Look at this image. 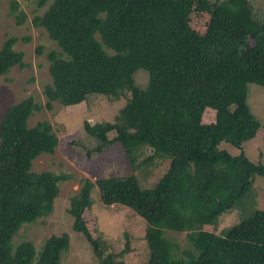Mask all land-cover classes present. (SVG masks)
Masks as SVG:
<instances>
[{
  "label": "trees",
  "instance_id": "1",
  "mask_svg": "<svg viewBox=\"0 0 264 264\" xmlns=\"http://www.w3.org/2000/svg\"><path fill=\"white\" fill-rule=\"evenodd\" d=\"M35 3L44 9L31 23L43 28L57 48L46 54V102L28 95L9 105L0 119V264H61L69 246L65 232L47 237L38 251L28 240L12 243L24 223L51 212L58 183L69 179L31 170L36 157L53 153L58 138L49 121L33 126L27 121L55 101L78 104L92 93L112 100L123 96L126 102L111 122L83 121L84 132L97 141L87 155L119 143L133 169L149 170L166 159L168 164L146 188L134 173L81 179L67 209L74 231H87L96 186L102 204H121L145 221L149 253L144 264H264V209L256 207L253 185L255 175L264 177V162H252L241 147L260 125L247 104L246 85L264 86V20L251 2ZM195 11L208 15L203 33L190 25ZM10 12L17 24L26 17L15 0ZM18 40L9 36L0 46V77L25 65L23 52L14 49ZM41 51L38 46L36 52ZM138 69L148 75L144 88L133 78ZM207 107L216 112L211 126L199 123ZM221 142L239 152L230 154ZM233 210L241 212L239 221L218 232L219 221ZM166 231L184 232L193 249L175 256L178 247ZM91 249L96 264H122L126 253V248L108 251L99 240Z\"/></svg>",
  "mask_w": 264,
  "mask_h": 264
},
{
  "label": "rangeland",
  "instance_id": "2",
  "mask_svg": "<svg viewBox=\"0 0 264 264\" xmlns=\"http://www.w3.org/2000/svg\"><path fill=\"white\" fill-rule=\"evenodd\" d=\"M12 0H0V46L9 36L19 38L14 49L23 52V67L13 66L0 77V119L6 108L28 95L33 96L41 105L46 102L42 93L43 86L50 82L48 73L49 61L46 54L57 48L40 27H34L31 19L40 14L44 8H38L35 0H15L19 9L25 13V19L17 24L10 12ZM255 13L264 20V0H249ZM208 15L201 12L190 14V25L199 33L206 29ZM22 38H26L23 40ZM249 43L252 45L253 40ZM38 46L42 47L37 53ZM135 83L144 88L147 85L148 75L143 69H138L133 75ZM247 104L252 114L259 121V128L249 140L242 143V149L247 157L255 163L264 162V86L247 83ZM125 97L116 100L104 94L92 93L87 99L73 105L62 106L53 102L50 110L43 107L34 112L28 119V125L33 126L37 121L47 120L55 131L58 144L53 153L42 154L32 162L31 170L35 173L52 172L67 174L69 179L58 183L57 195L54 198L51 212L39 217L33 223H24L13 236V246L23 240L31 241L38 251L43 241L50 235H59L63 232L69 235V246L61 254V264H96V258L91 249V242L99 240L108 251L118 252L126 248L122 257V264H144L147 261L149 249L145 237V221L133 210L121 205L106 206L99 200L97 187L91 191V205L88 208V226L83 234L72 228V217L67 212L69 198L80 187V181L88 178L94 181L98 177L136 174L140 186L151 187L166 171V163H159L149 170L133 169L119 143H112L100 153H89L97 141L87 135L83 128V121L111 122L118 110L124 106ZM216 112L212 108H205L199 118L203 126L215 123ZM114 132L108 133L112 137ZM220 148H225L230 154H237L239 149L221 142ZM253 185L257 191L256 207L264 209V177L254 176ZM241 212L233 210L225 215L218 225V232L239 221ZM246 216V214H245ZM244 217V216H243ZM242 217V218H243ZM166 237L175 242L178 249L173 250L175 256L183 255V250H192L193 247L184 232L166 231Z\"/></svg>",
  "mask_w": 264,
  "mask_h": 264
}]
</instances>
